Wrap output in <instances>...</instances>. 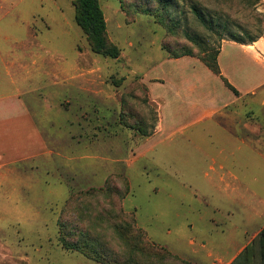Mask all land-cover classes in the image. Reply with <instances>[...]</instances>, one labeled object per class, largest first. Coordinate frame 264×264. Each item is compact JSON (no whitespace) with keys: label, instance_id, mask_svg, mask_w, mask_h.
Returning a JSON list of instances; mask_svg holds the SVG:
<instances>
[{"label":"rangeland","instance_id":"374dc122","mask_svg":"<svg viewBox=\"0 0 264 264\" xmlns=\"http://www.w3.org/2000/svg\"><path fill=\"white\" fill-rule=\"evenodd\" d=\"M99 2L117 59L93 52L76 0H0V51L10 63L25 56L30 71L26 81L27 70L4 66L0 96L25 104L45 150L0 165V264H214L220 197L207 174L223 139L190 155L182 77L239 100L217 120L263 147V64L226 44L221 69L237 99L197 60L233 37L264 39L261 1ZM185 50L195 57L170 55Z\"/></svg>","mask_w":264,"mask_h":264},{"label":"crops","instance_id":"0c3cea01","mask_svg":"<svg viewBox=\"0 0 264 264\" xmlns=\"http://www.w3.org/2000/svg\"><path fill=\"white\" fill-rule=\"evenodd\" d=\"M261 2L264 10V0ZM2 10L0 6V14ZM226 44L241 46L252 60L262 63L264 66V39L249 44L226 41L218 56L220 69ZM24 57H18L10 63L0 51V70L4 66L8 71L14 66L19 70H27L29 65L24 64ZM221 72L223 74L222 69ZM27 73L28 77H25L24 80L29 81L30 71L27 70ZM223 76L229 81L225 74ZM186 77L183 75L182 84L184 91L189 93V103L186 109L182 106L179 107L178 115L186 111L187 127L192 129L188 137L190 155L195 156L198 153L207 155V152L198 143L199 141H207L209 138L214 140L216 136L223 139L218 155L220 158H224L219 166H216L217 160H212L214 166L211 170L214 177H209L207 174L211 185L218 189L220 197L217 209L219 242L211 250V253L217 254L215 258L217 261L214 264H234L235 262L236 264H264V240L259 238L264 229V146L260 147L238 137L217 120L228 109L234 108L239 100L229 103L221 101L214 96L208 85H199L192 79L186 80ZM3 83V76L0 73L1 94H4ZM258 89H253L252 93ZM239 93L244 96L240 91ZM249 94L251 93L246 95ZM235 97L239 99L236 95ZM164 109L165 106H162L161 126L166 130ZM42 150H44V144L41 142L40 133L25 104L18 99V96L5 98L0 96V165L5 159L14 161L33 157L41 153ZM228 156L235 157L239 164H232L229 167L226 164ZM242 157L247 160L245 164L242 163Z\"/></svg>","mask_w":264,"mask_h":264},{"label":"trees","instance_id":"16d2710c","mask_svg":"<svg viewBox=\"0 0 264 264\" xmlns=\"http://www.w3.org/2000/svg\"><path fill=\"white\" fill-rule=\"evenodd\" d=\"M164 5L168 4L169 0H160ZM261 1V0H260ZM262 4V2H261ZM77 6V22L78 25L84 30L88 35L90 43L92 45L93 52L97 54H102L107 57L117 59L120 57V49L109 43L107 38V23L104 16V12L101 8L99 0H76ZM193 13L199 19L200 23L209 27L210 22L201 11L194 6ZM188 39L197 45H203V43L198 40V37L187 35ZM230 41L237 42L239 44H249L254 43L257 40L250 39L249 42L244 41L241 38H232ZM221 48H211L205 46L202 52L197 55L198 59L207 66L214 74L219 76L225 83L227 88H229L237 97H240L239 91L223 76L219 63L218 56L220 54ZM170 55L174 59H179L183 57H195L192 52L185 50L181 55L174 54L170 52ZM260 240H264V229L259 236ZM236 264V262L234 263Z\"/></svg>","mask_w":264,"mask_h":264}]
</instances>
